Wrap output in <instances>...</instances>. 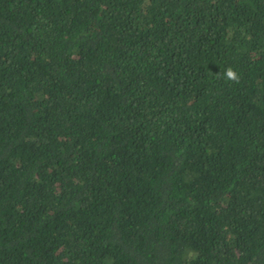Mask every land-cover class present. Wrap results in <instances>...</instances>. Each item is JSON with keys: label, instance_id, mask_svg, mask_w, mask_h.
Listing matches in <instances>:
<instances>
[{"label": "trees", "instance_id": "trees-1", "mask_svg": "<svg viewBox=\"0 0 264 264\" xmlns=\"http://www.w3.org/2000/svg\"><path fill=\"white\" fill-rule=\"evenodd\" d=\"M0 264H264V0H0Z\"/></svg>", "mask_w": 264, "mask_h": 264}, {"label": "clouds", "instance_id": "clouds-1", "mask_svg": "<svg viewBox=\"0 0 264 264\" xmlns=\"http://www.w3.org/2000/svg\"><path fill=\"white\" fill-rule=\"evenodd\" d=\"M226 77H227V79H229L230 81H233V82H238L239 81L238 74L231 68H229L227 70Z\"/></svg>", "mask_w": 264, "mask_h": 264}]
</instances>
